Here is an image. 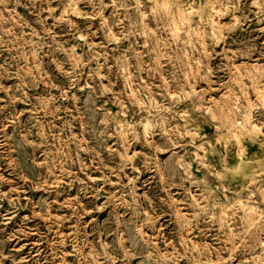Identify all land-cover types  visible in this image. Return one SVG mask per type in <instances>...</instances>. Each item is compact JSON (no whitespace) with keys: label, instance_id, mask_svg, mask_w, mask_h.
I'll return each instance as SVG.
<instances>
[{"label":"clouds","instance_id":"clouds-1","mask_svg":"<svg viewBox=\"0 0 264 264\" xmlns=\"http://www.w3.org/2000/svg\"><path fill=\"white\" fill-rule=\"evenodd\" d=\"M20 3L0 0V70L19 81L0 84V185L46 189L49 264H264V47L232 44L264 33V0H28L13 21ZM68 187L87 195L51 204ZM31 231L0 239V264H37L20 243Z\"/></svg>","mask_w":264,"mask_h":264},{"label":"rangeland","instance_id":"rangeland-1","mask_svg":"<svg viewBox=\"0 0 264 264\" xmlns=\"http://www.w3.org/2000/svg\"><path fill=\"white\" fill-rule=\"evenodd\" d=\"M65 3H67V0H65ZM28 0H21V3L19 6L14 7L12 20L16 21V18L19 17L20 20H28V15L31 14L30 9L27 7ZM53 8L56 7L55 4L52 5ZM90 8V6H88ZM77 9L84 11L87 10L85 6L81 3L77 5ZM61 12H67V10L61 5L60 8L56 9V12L54 13L57 17L60 16ZM105 15H108V12H105ZM68 18L71 19L73 22L80 24L81 21H83L84 17L79 16L76 9H73L72 13H68ZM31 22V21H29ZM232 20L230 18H225L222 23H231ZM98 23V21H97ZM54 31H57L56 40H67L68 37L66 34H61L58 30L54 29ZM211 31V29H209ZM237 32L242 31L241 29H237ZM249 31L251 34L245 33L243 35H240L239 38H234L232 41V44L239 45L241 41H244L248 43L249 47L253 48V50H256L257 48L264 47V33L260 32V28L258 26H249ZM67 32V26L65 25V33ZM79 39V37H77ZM93 43H97V41L93 40ZM140 44H144L145 41L141 39L139 41ZM126 44V42H125ZM232 44L228 46L229 48V54L236 51V47H233ZM50 45H52V38L49 37L46 39L43 43V49L46 50ZM71 44H66L65 47H71ZM77 51H79L77 49ZM220 49L217 48V52H219ZM7 53L5 52V55ZM58 57L53 56L51 60H56ZM0 63H3V60L0 59ZM51 71L53 73L58 71V65L55 63H51ZM239 63H244V61H239ZM260 63H264V60L260 61ZM47 71V69H46ZM103 71V69H101ZM9 72L14 73L15 72V66L13 68L9 69ZM19 83L15 75H8L4 74L2 70H0V84L4 86V88L8 89L9 92H11V89L16 86ZM52 83L55 85L56 81L53 80ZM91 85L88 83V81H84L82 83L81 89L79 91L83 92L85 87H90ZM31 92V90H26L25 95H28ZM223 95V93H221ZM255 93L253 94V97L255 98ZM4 93L0 92V104L4 103ZM209 100L215 99V97L209 96ZM114 109H110L112 111ZM15 111L17 114H20L21 118L27 119V114L31 111L30 106L26 103L25 100L20 99L17 97L16 99V105H15ZM8 116L7 111L0 110V118H6ZM7 123V119L5 120ZM11 125H9L10 127ZM139 149H136L138 151ZM137 173H139V168L136 169ZM0 173L3 175L8 176L9 173L6 171H3V169H0ZM83 178V177H82ZM10 180H14L15 178L12 176H9ZM90 179L96 180L98 179L97 176H92ZM145 183L148 181L145 180ZM22 182L16 181L15 183H7L0 185V239H4L5 235H11L14 232L21 231L24 232L27 229H33L29 233V236L23 240H21V244L25 247L24 256L27 257L29 255H39L41 258L37 262V264H49L50 259L52 258L50 255H47L45 253V250L47 249V246L52 243V238L55 236V232L53 231L49 235V229L44 226L45 221L48 220V216L41 217V211L39 205L43 203H47V196L48 193L46 189L40 185H33L28 186L25 185L23 187L18 188L17 184H20ZM11 190V191H10ZM64 190L62 189L61 192ZM67 191L72 192V196L69 197L67 195L63 196V199L57 200L56 195L53 194L51 198V204L53 205H63L65 208L68 206L67 201L69 199H78V193H83V189H76L75 191L72 190L71 187L67 188ZM87 195L86 193H83ZM12 197H16V200H13ZM195 197L193 196V199ZM179 199V197H177ZM81 204L83 205L85 201L81 200ZM35 205V206H34ZM100 205L96 206V209L94 210L93 207L89 206L85 208V214L91 215V217L95 218V211L99 210ZM25 208H27V211H25ZM219 211V210H218ZM45 212L51 213L53 217H55L57 220L63 215L62 212H58L53 210L51 207L45 208ZM245 213H241V215H244ZM248 223H253L254 216H255V208L249 207L246 212ZM29 217H32L33 219H27ZM34 221H38L37 223H34ZM162 229H167L169 225L165 222L163 225H161ZM203 227V226H201ZM63 235V233H61ZM217 236V232L211 228H208L207 233L205 234L203 238L204 244H210L213 248L218 247L216 243H214V239ZM47 237V239H46ZM223 241H221L222 243ZM19 247V245H17ZM67 255H71V249L66 253ZM222 256L226 257V253H221ZM215 259V257H213Z\"/></svg>","mask_w":264,"mask_h":264}]
</instances>
